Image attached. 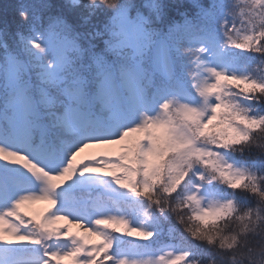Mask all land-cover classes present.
Instances as JSON below:
<instances>
[{
	"label": "snow or ice",
	"instance_id": "6c2138e0",
	"mask_svg": "<svg viewBox=\"0 0 264 264\" xmlns=\"http://www.w3.org/2000/svg\"><path fill=\"white\" fill-rule=\"evenodd\" d=\"M0 264H264V0H0Z\"/></svg>",
	"mask_w": 264,
	"mask_h": 264
},
{
	"label": "rangeland",
	"instance_id": "374dc122",
	"mask_svg": "<svg viewBox=\"0 0 264 264\" xmlns=\"http://www.w3.org/2000/svg\"><path fill=\"white\" fill-rule=\"evenodd\" d=\"M47 207V205L45 204H36V205H32L31 208L33 210V212H38L39 210H42L43 208ZM73 231H76L75 229H73Z\"/></svg>",
	"mask_w": 264,
	"mask_h": 264
},
{
	"label": "bare ground",
	"instance_id": "6f19581e",
	"mask_svg": "<svg viewBox=\"0 0 264 264\" xmlns=\"http://www.w3.org/2000/svg\"><path fill=\"white\" fill-rule=\"evenodd\" d=\"M76 230V229H75ZM77 231V230H76Z\"/></svg>",
	"mask_w": 264,
	"mask_h": 264
}]
</instances>
